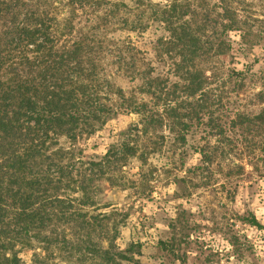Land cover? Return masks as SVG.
<instances>
[{
  "label": "trees",
  "instance_id": "16d2710c",
  "mask_svg": "<svg viewBox=\"0 0 264 264\" xmlns=\"http://www.w3.org/2000/svg\"><path fill=\"white\" fill-rule=\"evenodd\" d=\"M134 1L137 7L147 2ZM124 8L129 9L123 0H0V264H22L20 250L34 242L83 246L106 261H134L139 254L134 244L112 253V245L104 249L91 239L97 229L105 234L108 218L89 213L99 183L111 182V173L131 157L143 160L141 148L154 149L156 143L144 138L150 131L166 127L174 141L185 142L191 119L201 120L195 107L209 101L214 60L228 54L229 34L239 27L232 0H169L158 6L154 17L165 36L154 53L167 66L166 75L153 76L149 66L136 77L139 97L126 96L105 67L135 74L137 49L116 45L108 51L113 59L104 61L98 37ZM124 112L139 116L141 139L124 141L121 135L100 160L86 159L84 141ZM205 125L215 136L263 131L264 109L252 117L237 114L228 127L212 116ZM198 153L202 163L217 156L210 147Z\"/></svg>",
  "mask_w": 264,
  "mask_h": 264
},
{
  "label": "rangeland",
  "instance_id": "374dc122",
  "mask_svg": "<svg viewBox=\"0 0 264 264\" xmlns=\"http://www.w3.org/2000/svg\"><path fill=\"white\" fill-rule=\"evenodd\" d=\"M124 1L129 9L124 8L98 37L104 42V61L113 59L108 51L116 45L124 44L125 49L132 44L137 49L135 74L104 67L126 96L139 97L138 73L149 66L155 69L153 76L167 72V66L155 58L156 42L165 32L154 11L169 0H147L138 7L134 0ZM232 3L239 28L229 34L228 54L214 60L209 101L195 107L201 120L191 119L184 143L174 141L166 127L148 132L144 138L156 143L154 149L141 148L143 160L128 159L122 169L111 173V182L99 183L94 196L89 213L108 218L105 234L97 229L91 239L104 249L112 245V253L136 245L139 254H133L134 261H106L83 246L47 248L34 242L20 250L22 264H264V130L254 126L251 133L241 129L215 136L205 125L212 116L228 127L237 114L252 117L264 109V0ZM140 127L135 113L114 115L84 141V157L100 160L122 136L124 141L140 140ZM200 147L215 150V160L202 163ZM69 237L77 241L76 234Z\"/></svg>",
  "mask_w": 264,
  "mask_h": 264
}]
</instances>
